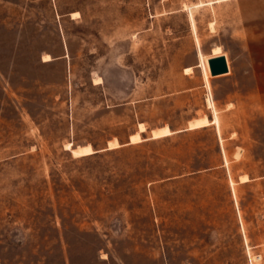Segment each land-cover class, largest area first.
<instances>
[{
    "label": "rangeland",
    "instance_id": "obj_1",
    "mask_svg": "<svg viewBox=\"0 0 264 264\" xmlns=\"http://www.w3.org/2000/svg\"><path fill=\"white\" fill-rule=\"evenodd\" d=\"M0 264H264V0H0Z\"/></svg>",
    "mask_w": 264,
    "mask_h": 264
},
{
    "label": "bare ground",
    "instance_id": "obj_2",
    "mask_svg": "<svg viewBox=\"0 0 264 264\" xmlns=\"http://www.w3.org/2000/svg\"><path fill=\"white\" fill-rule=\"evenodd\" d=\"M222 51V46L221 45H217L215 46L214 48V52H213V55H217V54H221ZM210 58L211 57H207L205 60H204V67L206 69V71L209 73V74H212L211 73V67H210ZM45 60H48L50 59V55H45L44 57ZM187 70H192L193 67L192 66H188L186 67ZM228 73V72H227ZM209 104H212V101L209 99ZM219 117L217 115V110H215V117L213 119H210L208 116H201V117H198V118H195L193 121H191V126L193 127H196V126H204V125H207V124H210V123H218L219 122ZM141 128L142 130L145 129L144 127V124L141 123ZM173 131L171 130V128L169 126H164V127H160V128H156L154 129L153 131V137H160L162 135H167V134H170L172 133ZM142 134H140V132H137V133H134L132 134L131 136V140L132 141H140L142 139ZM71 145V144H69ZM71 147V146H70ZM114 147V146H113ZM93 150V147L91 144L89 145H85V146H79V148H77L75 150L76 153L78 152H90ZM242 180H248V176L247 175H243L242 177Z\"/></svg>",
    "mask_w": 264,
    "mask_h": 264
},
{
    "label": "water",
    "instance_id": "obj_3",
    "mask_svg": "<svg viewBox=\"0 0 264 264\" xmlns=\"http://www.w3.org/2000/svg\"><path fill=\"white\" fill-rule=\"evenodd\" d=\"M209 61L212 75H220L230 70L227 56L222 52L221 54L212 56Z\"/></svg>",
    "mask_w": 264,
    "mask_h": 264
},
{
    "label": "trees",
    "instance_id": "obj_4",
    "mask_svg": "<svg viewBox=\"0 0 264 264\" xmlns=\"http://www.w3.org/2000/svg\"><path fill=\"white\" fill-rule=\"evenodd\" d=\"M206 126V125H205ZM205 126H202V127H205Z\"/></svg>",
    "mask_w": 264,
    "mask_h": 264
}]
</instances>
